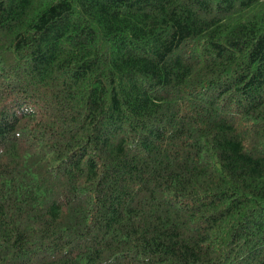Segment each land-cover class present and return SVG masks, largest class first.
<instances>
[{"label":"trees","instance_id":"obj_1","mask_svg":"<svg viewBox=\"0 0 264 264\" xmlns=\"http://www.w3.org/2000/svg\"><path fill=\"white\" fill-rule=\"evenodd\" d=\"M0 264H264V0H0Z\"/></svg>","mask_w":264,"mask_h":264}]
</instances>
